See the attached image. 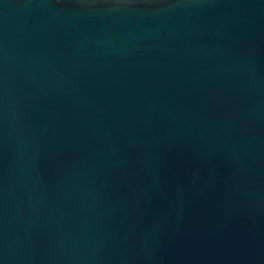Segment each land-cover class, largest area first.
<instances>
[{
	"label": "water",
	"instance_id": "obj_1",
	"mask_svg": "<svg viewBox=\"0 0 264 264\" xmlns=\"http://www.w3.org/2000/svg\"><path fill=\"white\" fill-rule=\"evenodd\" d=\"M0 264H264V0H0Z\"/></svg>",
	"mask_w": 264,
	"mask_h": 264
}]
</instances>
